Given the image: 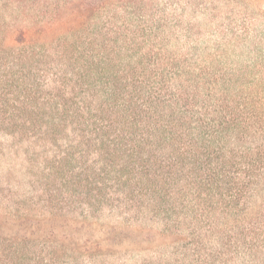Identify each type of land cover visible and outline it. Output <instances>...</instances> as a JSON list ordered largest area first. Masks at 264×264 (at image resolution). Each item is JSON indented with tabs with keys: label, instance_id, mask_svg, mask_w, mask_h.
Masks as SVG:
<instances>
[{
	"label": "trees",
	"instance_id": "1",
	"mask_svg": "<svg viewBox=\"0 0 264 264\" xmlns=\"http://www.w3.org/2000/svg\"><path fill=\"white\" fill-rule=\"evenodd\" d=\"M60 1L0 6V186L48 185L0 264H264V32Z\"/></svg>",
	"mask_w": 264,
	"mask_h": 264
},
{
	"label": "rangeland",
	"instance_id": "2",
	"mask_svg": "<svg viewBox=\"0 0 264 264\" xmlns=\"http://www.w3.org/2000/svg\"><path fill=\"white\" fill-rule=\"evenodd\" d=\"M80 1L75 0L73 4L65 5L68 9H74L79 6ZM170 3L176 5L171 10L176 9V14L183 26L195 25L204 31L202 41L213 43L219 41L221 36L219 37L217 32H220L222 28L244 26L249 29L257 28L264 32V0H153L152 2L155 8L166 9V13L169 14L171 12ZM2 5L3 2L0 0V6ZM8 8L14 9V7ZM179 38L176 37L174 42L179 41V46L184 47L185 41ZM0 142L4 144V141ZM8 165L11 164L0 163V174L6 171ZM35 175L34 169L29 166L24 169L18 162L8 183L0 186L2 189L0 190V211L9 216L40 214L42 205L46 204L42 203V200L46 199L48 185L46 186L45 182ZM17 231L21 230L13 229L10 225L0 222V252L13 249L14 245L19 242V240L12 239ZM16 235L20 238L23 233L19 232ZM1 260L3 259L0 257Z\"/></svg>",
	"mask_w": 264,
	"mask_h": 264
}]
</instances>
